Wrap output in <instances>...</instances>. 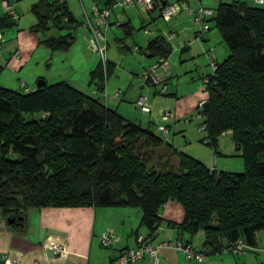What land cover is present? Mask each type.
Here are the masks:
<instances>
[{
  "label": "trees",
  "instance_id": "16d2710c",
  "mask_svg": "<svg viewBox=\"0 0 264 264\" xmlns=\"http://www.w3.org/2000/svg\"><path fill=\"white\" fill-rule=\"evenodd\" d=\"M213 11L210 29L218 31L228 55L204 78L207 99L196 110L206 134L202 142L216 153L217 138L228 132L242 151L243 173L218 172L177 153L151 130L152 123L142 127L65 82L26 93L0 88V216L25 219L28 210L46 207L135 208L153 242L164 222L161 208L175 201L184 218L167 225L188 235V246L203 232L198 250L205 259L256 248V234L264 232V8L234 0ZM31 12L32 31L65 32L41 43L52 52L67 51L74 37L66 28L76 21L65 3L40 0ZM13 22L5 15L0 28ZM143 52L166 60L170 42L158 36ZM109 65L104 70L99 62L91 82L102 84ZM151 144L169 148L177 165L167 161L159 172L149 166ZM237 242L243 252H235Z\"/></svg>",
  "mask_w": 264,
  "mask_h": 264
},
{
  "label": "crops",
  "instance_id": "0c3cea01",
  "mask_svg": "<svg viewBox=\"0 0 264 264\" xmlns=\"http://www.w3.org/2000/svg\"><path fill=\"white\" fill-rule=\"evenodd\" d=\"M3 1L9 2L19 15V18L8 27L4 26L0 28V33L5 35V32H7L6 35L8 37L5 47L0 49V76H4V78L1 79L3 80V87L23 93L27 91L33 92L37 89V82L39 80L45 81L46 84L51 83V80L49 81L45 76H40L41 73L35 72L31 67L33 65L38 67L41 65L40 63H43L47 67L48 64L51 66L52 57L57 54V52H50L46 48L41 50L40 48L42 45L39 46V43L49 37H57L61 32L56 28L46 33L32 31V28L36 24V17L31 12V7L40 0ZM60 1L65 3L68 11L76 21L75 26L71 28L74 42L70 48L64 52L63 56L69 68H72V73H74L73 65L75 62L77 66L84 67V72L82 74L83 78H81V80H72V82L77 85L78 81L83 82L85 79L89 87L93 86V93L101 96V98L97 99L103 104H107L106 106L108 108L116 110L122 116L135 115L136 111L131 112L129 107L121 104L125 96H121L122 94L120 92L118 93V97L115 95V98L109 101H107V98L104 96L106 84L107 88H109L110 95L114 87L117 86L119 89L122 88V85L120 88L119 84L113 83L116 81L113 80L112 82L109 80V76L114 73L116 67L114 62L110 59L108 60L110 65L108 66V74L104 81L102 91L99 90V84H97V82H91V72L97 68L99 58L88 45L90 31L84 24V11L87 14L91 13L93 4H96L99 8H103L107 5V0H91L88 8L79 0L80 10L77 8L75 0ZM232 1L234 0H219L216 2V6L221 3H230ZM240 1L252 7L264 8V0H262V3H256L254 0ZM162 2L163 4H168L165 0H162ZM198 7H202L201 3H199L196 8L191 9V14L198 9ZM142 12L145 13L143 9ZM189 12H183L176 18L162 25L155 22L154 32L146 36L143 34L142 36L144 46L146 47L150 40L158 36L166 38V34L173 35L172 39L169 41L171 54H176V60L179 65L175 66L176 63L173 62L172 65L169 66V60H167L169 57L166 59V81L170 80L174 73L177 75L181 71H183L187 77L186 80L190 81V83L187 82L184 84L185 92H183V94L179 96L178 90L175 89L172 95L169 96L175 98L174 103L171 105L174 109V116L176 115L177 117H182L193 109H197L199 103L205 98L207 99V92L204 90L201 81L210 74V71L207 74L202 73L201 76L198 72L200 69L204 68L203 66L205 63L207 64V62H209L208 54H212L213 52L217 62L224 60L228 55L227 48L222 47L221 52L214 53L217 50L211 47V40L216 39V37L210 33H206L211 29L201 33L197 26L198 31H195L193 28L195 24L190 20L191 14H189ZM3 17H5V12L3 4L0 2V19ZM143 18L144 17H142V20L139 19L137 13L135 11L131 13L130 9L126 11L113 9L105 31L107 50H109L108 33L110 31L119 28L125 34L126 30L132 28V35L134 33L133 23H135V21L141 23L140 28L142 30L145 29L143 24L145 18ZM92 23L95 25L96 21L94 20ZM125 24L129 26H127L126 30L123 28ZM129 36L125 35V38ZM116 41L123 45L121 48L122 51H132L131 48L121 42V40L117 39ZM137 48H139V50H134L136 54L141 52L145 58H149L143 52L141 46ZM16 52H18L17 57L15 56ZM136 61L137 64L135 65L129 64L128 73L132 76V80L129 86H127L129 89L132 87L134 78L142 76L146 67L149 66V62L141 57L136 58ZM161 72L162 71H160L158 75L162 77L164 75H162L163 73ZM38 73L39 76H37ZM189 76L190 78L188 79ZM196 80L201 86L198 85L197 82H194ZM66 81H70L69 78H66ZM33 83H35V85ZM154 94H156V92H154ZM139 95H142L141 91L137 92L136 90H132V93L126 95L125 99H130L132 101L130 106H133ZM148 114H151V112ZM149 125L151 124L148 123V126ZM224 134L229 133L227 132ZM211 168L217 171V163L214 162ZM28 211H32V213L26 212L22 225H18L14 229H10L0 216V257L3 258L5 255H9L18 260L19 264H110L120 253L127 249L134 248L139 238L146 237L148 234L147 230L141 226V213L135 208L114 209L93 206L46 207ZM159 216L164 222L156 231L153 244L159 245L166 241L180 240L183 243L189 241L186 234H181L176 229L167 225L169 221L176 224L183 221L184 211L179 203L175 201L167 202L161 208ZM109 232L115 237V241L109 247H103L100 243V239L103 234ZM52 245H64L67 255L64 257L54 256L51 251ZM190 245L192 246L191 242ZM230 255L233 256L234 254L230 253ZM160 256L164 264H197L194 261L185 259L182 252L175 251L174 249H161ZM206 260L207 258L205 261ZM205 261L202 264H205ZM132 264L153 263L148 257H145L143 260Z\"/></svg>",
  "mask_w": 264,
  "mask_h": 264
},
{
  "label": "rangeland",
  "instance_id": "374dc122",
  "mask_svg": "<svg viewBox=\"0 0 264 264\" xmlns=\"http://www.w3.org/2000/svg\"><path fill=\"white\" fill-rule=\"evenodd\" d=\"M81 1L83 5L86 8H88V5L91 0H81ZM165 1L169 5H173L175 4V2H177V0H165ZM185 1L188 4L187 12L190 11L189 14H191V9L196 8L199 3H201L202 8L215 10L217 7L216 2H218L219 0H185ZM75 3L77 4V8H79L80 10L79 0H75ZM130 10L131 13L135 11L139 19L142 20V17L145 18V19L143 18L144 19L143 24L145 26V30L147 31V34H145L144 32L145 30H142L140 28L141 23H138L136 21L135 23H133L134 33L127 38H125L124 32L119 28H115L108 33L109 50H107V60L110 59L112 62H114L116 66L114 69V73L109 76V80H111L112 82L113 80L116 81L113 83L119 84L120 88L122 85V88L119 89L117 86L114 87V90L110 95L109 88H107V84H106V91L104 93V96L107 98V101L115 98L116 93L119 92L122 94L121 96L126 97V95L132 93V90H136L137 92L141 91L142 95L146 96L149 100V104L151 106V114L143 113L141 110L136 109L134 105L130 106V103L132 101L130 99H125L124 97V99H122L123 101H121V104L129 107L131 109V112H135V111L136 112L135 115H124L123 117L130 118L136 121L142 127H147L148 123H152L153 125L150 127L151 130L156 135L162 137L168 145H172L177 153H181L187 157H190L200 162L203 166L207 168H211V165L214 162H216L218 172H227L233 174L243 173L245 169V160L244 157L241 156L242 151L237 149V147L232 141L230 134H224L223 136L220 135L217 138L218 145H217L216 153H214L212 148H210L208 145L202 142L206 139V134L204 131L200 130L202 120L201 118H199L197 114V110L193 109L191 112L187 113L182 117H177L176 115L174 116V109L171 104L174 103L175 98L169 96H162L161 94H159V92H161V89L163 87V83H160L156 86L150 84L148 86L140 88L139 83L142 82V78L138 77V78H134L132 87H130V89L127 87L129 86V83L132 80V76L130 75V73H128L129 64L130 65L137 64L136 58L141 57L142 59H145V61L147 60L149 62V66H147L146 69L156 65L158 62L157 58H145L141 52L138 54L134 52V50L139 46H141L142 48L145 47L142 38L143 34L146 36L153 33L155 22H158V24L160 25L167 23L164 22L162 19L156 17L157 11H154L152 13V16L150 17L148 14L142 12L141 7H137L135 9H130ZM119 11L122 10L119 9ZM190 20L192 21V18H190ZM193 26L195 31H198L197 25L196 26L193 25ZM52 30L53 28H50L47 32H50ZM64 33H65L64 31H61V34ZM206 33H210L216 37V39L211 40V47L217 50L214 53L221 52V47L226 48L225 44L222 42L218 34V31L215 28H211V30H209ZM6 34L7 32H5V35L4 34L3 35H4V40L7 43L8 37ZM123 38L125 39L122 40ZM115 39L121 40V42L129 46L132 51H128V50L122 51L121 48L123 47V45L120 42L116 41ZM42 41H40L39 43V46L42 45L40 49L42 50L46 48L47 50L52 52L49 48L45 47V45L41 43ZM54 52H57V54L53 55L52 57L53 60L50 59L52 60L51 66L50 64H48L47 67L43 63H40L41 64L40 66L36 67L35 65H33L31 68L35 72H40L41 73L40 76H45L46 79H49V81L51 80L50 81L51 83H48V85L65 82L71 85L72 87H74L79 92L85 94L86 96L93 98H101V96L95 95L93 93L94 91V89H92L93 86L89 87L85 79L83 80V82L78 81L77 85H75L72 82V80L75 79L81 80V78H83L82 74L84 72V67L77 66L75 62L73 65L74 73H72V68H69V65H67L68 63L66 62V59L63 56L64 52L63 51H54ZM176 58H177L176 54L174 53L169 56V58L167 59L169 60L168 61L169 66H171L173 62L176 63L175 66L179 65ZM203 67L204 68L200 69L198 72L200 76L202 75V73L207 74L209 71L210 74H212L213 69L210 66L209 62H207V64L205 63ZM37 76H39V73ZM3 78L4 76H0V88L12 90L3 87L4 86L2 83L3 80H1ZM66 78H69L70 81H66ZM189 78L190 76L188 77V79ZM186 79L187 77L185 76L183 71L179 72L177 75H175L174 73L172 78H170V80L165 81L166 87L168 89L166 93H172L176 89L178 90L179 96L183 94V92H185L184 84L187 82L190 83V81H187ZM194 82L195 83L197 82L198 85L200 86L202 84V81L201 84H199L197 80ZM33 84L35 85V83ZM16 92H20V91H16ZM154 92H156V94H154ZM103 102L107 103L106 101ZM166 110L170 111L171 118L165 124V126H169L168 128L169 134L165 137L164 134L158 130V127L159 125L162 124L160 120L161 113L162 111H166ZM166 148L167 147L164 148L153 147L152 144L147 148L150 151L148 152V156L145 159L148 160L149 166H153L157 172H159L162 169V167L165 166L167 161L170 163V165L173 166L177 165L176 155L173 156L171 154L170 149L169 148L166 149ZM10 157L14 158V156H10ZM100 208H107V207H100ZM27 212L32 213V211H27ZM4 221L6 223V218L4 219ZM256 238H257V246L251 251H245L240 254H234L233 256L227 253L211 255L207 257L205 264H242V263L260 264L264 262V232L263 231L258 232L256 234ZM203 240H204V234L203 232L200 231L190 239V242L192 244V247L194 246L195 249H199L202 246Z\"/></svg>",
  "mask_w": 264,
  "mask_h": 264
},
{
  "label": "built area",
  "instance_id": "2783aa9c",
  "mask_svg": "<svg viewBox=\"0 0 264 264\" xmlns=\"http://www.w3.org/2000/svg\"><path fill=\"white\" fill-rule=\"evenodd\" d=\"M256 3H262V0H254ZM4 7L5 15H7L12 21H16L19 18L17 11L9 4V2H5L0 0ZM141 7L143 11L148 14L150 17L154 11H157V18L162 19L164 22H169L173 18H176L183 12L188 11V4L185 0H177L175 4H163L162 0H107V5L103 8H99L96 4H93L91 7V13L87 14L84 11V24L89 28L90 31V39L88 41V45L91 50L96 54L99 58V62L102 64L103 69L105 70L107 65V44L105 38V31L108 25V19L111 15L113 9H120L122 11H126L132 8ZM214 16V11L208 8H198L191 14L192 22L199 27V31L201 33L208 31L211 27L209 23V19ZM96 21V24L93 25L92 21ZM145 30V29H144ZM147 34V31H144ZM172 34H167L166 39L170 41L172 39ZM6 42L2 33H0V49L5 47ZM137 50V48H136ZM15 56H18V52L15 53ZM208 59L210 66L213 71L215 67V57L213 54H208ZM167 61L165 59H158L156 65L149 67L146 69L142 76V82L139 83L140 88L152 85H158L163 83V87L159 94H170L167 92V87L165 84L167 73ZM162 71V75L159 76L158 73ZM205 83H207V79L202 81L203 88L205 87ZM104 82L100 84L103 88ZM28 92V91H27ZM118 93L116 97H118ZM204 101L200 103L203 105ZM134 107L136 109L141 110L143 113H150L151 106L149 104V100L146 96L139 95L134 102ZM171 113L170 111H162L160 120L162 122L159 125L158 130L164 134L166 137L169 134V130L165 123L170 119ZM213 169V168H211ZM115 241V237L112 233H105L102 235L100 239V243L103 247H109ZM244 245L242 242H237L235 247V252L240 253L243 252ZM161 249H174L175 251H180L184 254L187 260L196 261L198 264H202L205 260V256L198 249H195L191 246L185 245L183 242L179 241H166L159 245H154L153 242L149 239L148 236L141 237L137 241V245L134 248L127 249L120 253L110 264H132L143 260L145 257H148L153 264H164L160 251ZM52 254L58 257H64L67 255V251L64 245H52L51 247ZM3 264H19V261L15 258L5 255L2 258Z\"/></svg>",
  "mask_w": 264,
  "mask_h": 264
},
{
  "label": "water",
  "instance_id": "95a60500",
  "mask_svg": "<svg viewBox=\"0 0 264 264\" xmlns=\"http://www.w3.org/2000/svg\"><path fill=\"white\" fill-rule=\"evenodd\" d=\"M71 28L72 27H68V28H66V30H71ZM45 85H46V83L43 80H39L37 82V88H40V87L45 86ZM23 221H24V218L21 217V216L17 217V218H7L6 219V224L7 225H13V224H15V222H18V223H20V225H22Z\"/></svg>",
  "mask_w": 264,
  "mask_h": 264
},
{
  "label": "flooded vegetation",
  "instance_id": "af4514ba",
  "mask_svg": "<svg viewBox=\"0 0 264 264\" xmlns=\"http://www.w3.org/2000/svg\"><path fill=\"white\" fill-rule=\"evenodd\" d=\"M18 223V222H17ZM16 222H15V224H17ZM18 225V224H17ZM17 227V226H16Z\"/></svg>",
  "mask_w": 264,
  "mask_h": 264
}]
</instances>
